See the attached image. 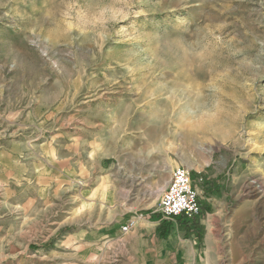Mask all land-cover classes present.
I'll return each mask as SVG.
<instances>
[{"label":"rangeland","instance_id":"obj_1","mask_svg":"<svg viewBox=\"0 0 264 264\" xmlns=\"http://www.w3.org/2000/svg\"><path fill=\"white\" fill-rule=\"evenodd\" d=\"M0 264H264V0H0Z\"/></svg>","mask_w":264,"mask_h":264},{"label":"built area","instance_id":"obj_2","mask_svg":"<svg viewBox=\"0 0 264 264\" xmlns=\"http://www.w3.org/2000/svg\"><path fill=\"white\" fill-rule=\"evenodd\" d=\"M159 211L167 219L182 217L192 220L201 215L199 194L192 184L190 170L186 167L179 166L172 171L171 178L160 196ZM136 224L137 219L132 217L122 226V231L128 232Z\"/></svg>","mask_w":264,"mask_h":264},{"label":"crops","instance_id":"obj_3","mask_svg":"<svg viewBox=\"0 0 264 264\" xmlns=\"http://www.w3.org/2000/svg\"><path fill=\"white\" fill-rule=\"evenodd\" d=\"M146 216H149V214L146 215ZM158 216H159V215H158ZM142 219H143V220H141L140 222H143V221H146V222H147V221H150V220H151L150 217H145V216H144ZM160 219H162V217H159V220H160ZM157 223H158V222H156V224H157Z\"/></svg>","mask_w":264,"mask_h":264},{"label":"trees","instance_id":"obj_4","mask_svg":"<svg viewBox=\"0 0 264 264\" xmlns=\"http://www.w3.org/2000/svg\"><path fill=\"white\" fill-rule=\"evenodd\" d=\"M182 223L185 224L186 222L183 221ZM194 224H196V223H194Z\"/></svg>","mask_w":264,"mask_h":264}]
</instances>
